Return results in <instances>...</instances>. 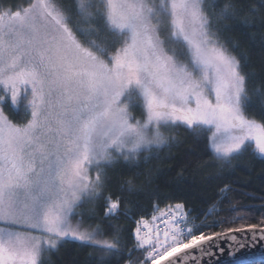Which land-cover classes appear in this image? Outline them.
<instances>
[{
  "label": "snow or ice",
  "instance_id": "snow-or-ice-1",
  "mask_svg": "<svg viewBox=\"0 0 264 264\" xmlns=\"http://www.w3.org/2000/svg\"><path fill=\"white\" fill-rule=\"evenodd\" d=\"M0 86L12 106L27 101L22 123L0 107V264H40L66 239L117 250L118 241L96 239L98 229L72 217L102 195L118 157L165 145L161 128L207 133L219 160L249 147L264 158V123L247 115L241 61L202 0H32L0 12ZM107 199L113 214L119 200ZM188 223L182 203H157L150 220L136 221V248L149 250L151 264H176L194 251L215 255L207 249L221 237L230 256L264 242L258 224L205 234L197 228L207 225Z\"/></svg>",
  "mask_w": 264,
  "mask_h": 264
},
{
  "label": "trees",
  "instance_id": "trees-1",
  "mask_svg": "<svg viewBox=\"0 0 264 264\" xmlns=\"http://www.w3.org/2000/svg\"><path fill=\"white\" fill-rule=\"evenodd\" d=\"M32 0H0V12L17 11ZM58 6L74 5L78 0H53ZM205 11L219 29L221 38L241 61L250 97L247 115L264 123V0H202ZM227 5V15L222 10ZM5 114L14 122L25 120L26 100L12 106L0 88ZM134 118L142 110L133 101ZM168 138L165 145L141 150L136 159L117 161L106 168L102 195L85 198L77 209L83 228H96V239L118 241L117 250L71 239L56 249L43 252L40 264H141L148 249L136 248L134 229L141 217L149 218L154 205L182 203L202 232H222L241 224L264 226V158L252 148L234 154L230 161L216 159L207 147V133L197 135L184 126L161 128ZM92 170L90 175L95 177ZM108 197L119 200V208L106 215ZM235 218V219H233ZM247 264V263H242ZM264 264V260H259Z\"/></svg>",
  "mask_w": 264,
  "mask_h": 264
},
{
  "label": "water",
  "instance_id": "water-1",
  "mask_svg": "<svg viewBox=\"0 0 264 264\" xmlns=\"http://www.w3.org/2000/svg\"><path fill=\"white\" fill-rule=\"evenodd\" d=\"M237 239H241L243 234L237 233ZM230 238L221 237L218 240L210 242V244L216 246L215 248L209 247L208 252H216L215 255H203L199 251L189 253L188 258L184 259L183 256L179 257L176 264H242L247 263L249 260H264V242L255 244L254 247H245L239 249V245H233V249H239L233 251V255H229L230 249L228 247V240ZM246 244L251 243L246 241ZM222 248L223 252L220 253L218 249Z\"/></svg>",
  "mask_w": 264,
  "mask_h": 264
},
{
  "label": "rangeland",
  "instance_id": "rangeland-1",
  "mask_svg": "<svg viewBox=\"0 0 264 264\" xmlns=\"http://www.w3.org/2000/svg\"><path fill=\"white\" fill-rule=\"evenodd\" d=\"M22 10V9H21ZM0 88L3 90V87L2 86H0ZM4 91V90H3ZM7 94V93H6ZM162 132V131H161ZM95 173H96V170H95V168H93L92 169ZM154 211V210H153ZM186 211V210H185ZM188 213V212H187ZM153 214V213H152ZM152 214H151V216H152ZM151 216L149 217V218H147V219H149L150 220V218H151ZM188 219H189V223L187 224V225H184V227L185 228H187V227H193V226H199V225H201V224H198L197 223V221L194 219V218H191V216L188 214ZM200 228H204V227H198L197 228V231H203V229H200ZM89 229V228H88ZM91 229H93V228H91ZM91 229H89V230H91ZM133 235H134V233H133ZM136 242V241H135ZM151 263V261L150 260H147V258H146V260L144 261V262H142L141 264H150Z\"/></svg>",
  "mask_w": 264,
  "mask_h": 264
},
{
  "label": "built area",
  "instance_id": "built-area-1",
  "mask_svg": "<svg viewBox=\"0 0 264 264\" xmlns=\"http://www.w3.org/2000/svg\"><path fill=\"white\" fill-rule=\"evenodd\" d=\"M187 212V211H186ZM151 264V263H150Z\"/></svg>",
  "mask_w": 264,
  "mask_h": 264
}]
</instances>
